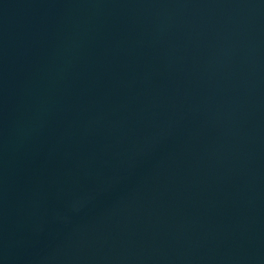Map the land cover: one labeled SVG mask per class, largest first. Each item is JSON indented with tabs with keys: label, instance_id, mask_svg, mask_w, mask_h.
I'll list each match as a JSON object with an SVG mask.
<instances>
[{
	"label": "water",
	"instance_id": "1",
	"mask_svg": "<svg viewBox=\"0 0 264 264\" xmlns=\"http://www.w3.org/2000/svg\"><path fill=\"white\" fill-rule=\"evenodd\" d=\"M0 264H264V0H0Z\"/></svg>",
	"mask_w": 264,
	"mask_h": 264
}]
</instances>
